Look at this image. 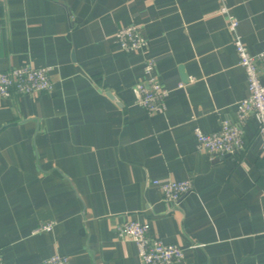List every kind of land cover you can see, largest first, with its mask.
<instances>
[{"label": "crops", "instance_id": "obj_1", "mask_svg": "<svg viewBox=\"0 0 264 264\" xmlns=\"http://www.w3.org/2000/svg\"><path fill=\"white\" fill-rule=\"evenodd\" d=\"M251 54L264 51V0H227ZM219 0H0V72L49 67L53 90L0 99V261L141 264L118 235L128 220L183 247L180 264H264V154L256 119L245 147L211 158L196 128L235 121L248 95ZM141 26L146 52L115 34ZM170 91L149 112L133 88L144 62ZM264 83V70L262 71ZM113 97V98H112ZM154 180H191L177 204ZM54 221L51 232H37Z\"/></svg>", "mask_w": 264, "mask_h": 264}, {"label": "built area", "instance_id": "obj_2", "mask_svg": "<svg viewBox=\"0 0 264 264\" xmlns=\"http://www.w3.org/2000/svg\"><path fill=\"white\" fill-rule=\"evenodd\" d=\"M218 12L228 19V30L239 57V63L244 69L248 85V95L237 103V118L224 121L220 130L207 134L196 128L198 149L206 152L211 158L228 157L239 153L245 147L244 124L248 118L254 117L258 123L259 136L264 154V51L251 54L248 46L239 32V21L232 14L227 0H219ZM115 38L125 52H146L149 42L137 24L119 28ZM156 61L148 56L144 62V77L133 88L136 103L149 112L164 110L170 91L162 86L155 72ZM49 67L26 65L0 72V99L11 98L14 95L39 96L53 90ZM167 204H177L182 196L193 189L191 180H154ZM54 221L43 223L37 232H51ZM118 235L132 239L138 248L141 264H180L185 258L184 249L179 244H167L158 237L150 235L151 224L128 220L118 226ZM0 264H7L0 261ZM18 264V263H11ZM44 264H70L67 256L55 253L44 261Z\"/></svg>", "mask_w": 264, "mask_h": 264}, {"label": "water", "instance_id": "obj_3", "mask_svg": "<svg viewBox=\"0 0 264 264\" xmlns=\"http://www.w3.org/2000/svg\"><path fill=\"white\" fill-rule=\"evenodd\" d=\"M113 98V97H112Z\"/></svg>", "mask_w": 264, "mask_h": 264}]
</instances>
